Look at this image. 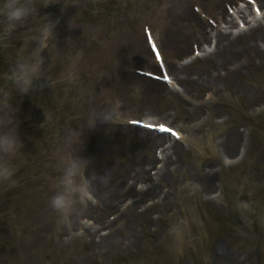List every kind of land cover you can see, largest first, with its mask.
I'll list each match as a JSON object with an SVG mask.
<instances>
[{"label": "rangeland", "instance_id": "obj_1", "mask_svg": "<svg viewBox=\"0 0 264 264\" xmlns=\"http://www.w3.org/2000/svg\"><path fill=\"white\" fill-rule=\"evenodd\" d=\"M155 1L46 0L49 3L46 15L52 20L55 17L56 34L60 31L63 34L66 31L64 36H60L62 38L58 39L56 35L57 41L50 42L48 51L53 49V53H48L46 50L43 53L47 57L43 77L38 78L35 81V87L28 92L29 95L31 94L30 97L32 95L36 97L34 105L40 117L39 131L27 128L23 131L25 122L22 115H19V112L16 113V105L19 106L20 101L19 91H13L16 88L8 79L12 65L3 68L0 71V133L15 130L18 126L23 147L13 155L0 153V161L7 160L13 167H17L30 159L29 169L37 177L47 179L46 184H49L53 178L56 180L58 178L59 181L62 170L52 169L56 165L54 159L58 161L59 156L62 155L61 151L73 145L72 142L68 143V138L71 140L75 138V134H78V125L84 113L83 106L80 104L85 97L87 99L93 95H99L104 90H108L115 96L108 111L114 106H118L119 109V106L123 104L125 109L136 110V113L129 112L132 116L144 118L145 110L134 107L133 103L146 101L147 97L136 84L134 85V79H130V75L126 78L128 86L123 87L120 83L122 74L120 70L142 66L141 62L134 60L138 52L133 47L132 35L138 31L146 46L143 26L150 24L148 23L150 17L154 16L156 9L168 0H160L159 6ZM74 2L81 3L80 9L71 7ZM60 16L61 19L56 24ZM69 16L75 21L77 19L79 26L75 24L72 26ZM19 46L23 45L19 44ZM11 47L10 40L3 34L2 25H0V53L6 51L4 53L6 56L7 49ZM98 52L99 55L95 58ZM60 55L61 58H59ZM88 58H90L89 61H87ZM257 72L259 73V70L255 69L248 73L247 84L251 89L254 88L253 82L256 81ZM58 78L61 80L57 83L60 87L56 97L53 98L57 91H53V88ZM70 87L73 88L70 90ZM255 98L256 96L252 95L246 101L238 102L242 108V117L239 121L232 119L229 123L231 127L236 122L235 127H243L247 131V144L249 143V155L236 167L227 170L229 173L226 176L230 179H227L225 175L222 178L223 181L226 178L236 198H226L223 201L226 205L219 203L218 206L207 205L197 199L201 203L199 204L194 190L188 192L190 187L184 184L185 177L182 174H176L181 172L179 168L169 174V179L161 182L155 180L152 186L161 194L174 192L175 200L169 206H162L161 203L150 206L146 215L138 214L134 229L124 224L126 220L121 222L119 219L109 225L107 230L105 225L111 222L108 218L115 213L118 218L121 215L117 212L118 209L114 210V213L110 208L105 210V206L100 207V210L104 211L101 213L105 218L103 227L98 233L92 231L88 238L80 234L81 238L90 240V244L80 243L79 240L82 241L80 238L76 240L75 242L81 249H85V252L82 251L80 256L71 258L70 264H229L230 261L235 264H264V111L260 115L254 112ZM159 99L156 103L160 107L168 102L166 99ZM245 116L252 119H247ZM42 125L47 127L41 129ZM112 135H114L112 142L116 146V151L108 157L99 156L97 152L102 143L101 137L93 141L86 139L85 142L91 150L89 158L98 163L110 160L118 164L132 163L140 149V146L131 138L133 134L118 131ZM42 143L44 151L39 149ZM35 151L37 153L34 154ZM188 156L187 164L197 168L201 165L200 160L204 158L200 154H188ZM43 160L47 162L46 166L41 165ZM193 166L190 167L196 169ZM173 182L178 184L173 185ZM0 183L3 185L6 181H0ZM121 184L122 182L119 185ZM55 187L51 192L46 191V186H39L35 190L30 188L29 197L26 188V201L14 199L15 206L11 210L12 213L15 211V222L11 225L9 223L11 220H0V242L5 245L3 249L0 248V264H46L35 247L29 251L22 246L24 241L31 240L35 235L41 236L40 252H43L47 245L53 246L50 251L53 255L61 250V247L57 246L61 236L52 230L45 232L42 222V214L46 208H50L46 209V213L50 219L55 220L57 225L58 220L63 221L52 209L53 207H49L51 195L57 190ZM149 198L152 202L153 198L157 197L154 195ZM95 202L97 203L98 199ZM239 205H243L245 210H238ZM139 209L138 211L142 210L141 207ZM83 220L91 221L92 224L89 226H100L95 224V217L92 215H84ZM56 224H54L55 227ZM212 228L213 230H210ZM132 230L133 235L130 237ZM109 231L112 240H101L100 233ZM204 231L205 236L199 239ZM206 231H208V239ZM192 232L198 237L196 245H184L182 258L177 254H169L171 253L168 251L170 241L186 243V239L191 238ZM211 232L212 236L209 234ZM66 237H68L67 240L73 238L72 235L67 236V234L62 238ZM134 241H137L135 245H129ZM215 241L217 243L214 244ZM106 243H109L111 249L106 248ZM160 243L163 245H159ZM22 251L28 256L26 261L25 257H21ZM217 251L218 254L215 256ZM219 251L227 254L222 255ZM50 252H47L48 256ZM62 253L69 256L64 248ZM58 264H64V262L60 261Z\"/></svg>", "mask_w": 264, "mask_h": 264}, {"label": "bare ground", "instance_id": "obj_2", "mask_svg": "<svg viewBox=\"0 0 264 264\" xmlns=\"http://www.w3.org/2000/svg\"><path fill=\"white\" fill-rule=\"evenodd\" d=\"M195 1L201 7L200 13L192 9ZM155 2L158 6L161 3L160 0ZM258 2L262 9L261 16H258L254 12L253 5L250 6L245 0H168L156 9V16L149 21L153 25L151 33L160 42L163 62L171 76V83L168 85L162 81H154L149 77L130 73L124 68L120 70L122 72L120 83L123 87L128 86L126 78L130 75V79H134V84L140 91H143L146 97L166 98L168 103L162 108L153 104L152 101L144 100L133 103V105L145 110L147 117H162L161 114L171 109L169 113L171 117L181 116L178 117L181 127L192 137L189 143L193 141L194 147L198 150L196 152L203 150L205 146L203 139L211 137L206 142L210 144L213 158L206 161L208 171L194 170L180 159L182 154L187 153L185 147L177 141L164 146L163 136L131 125L129 121L136 118L128 116L126 112L129 110L125 109L123 104L119 106L115 122L99 119L103 113L108 111L115 96L108 90L100 92L99 95H93L81 103L84 113L77 130L78 134L74 136L79 138V141L73 155L80 154L90 159L91 150L85 141L86 139L93 141L101 137L102 143L97 152L102 157L110 156L116 151V146L112 143V133L123 129L134 133L133 138L142 150L135 156L134 162L128 164H118L112 160L98 163L90 159L89 175L96 177L94 192L98 202H78L75 205L72 218L75 221L79 214L77 226L82 225L84 215H92L100 221L103 217L101 213L104 212L100 210V207L105 206V210L110 208L114 211L127 203L126 198L130 195L137 196L136 184L125 183L129 178L138 181L151 178L145 164L158 167L154 172L157 181L169 179V173L177 169L178 165L184 164V170L179 174L185 176L188 186L197 190L201 195L213 194L207 199L212 203H219L223 194L218 195V189L213 184L212 179L216 175L215 168L217 164L222 163L224 158L226 160L235 157L242 143V133L239 128H225L223 125L226 116L223 121L219 118L224 116L225 108L231 106L229 99L232 97L246 100L249 96L255 95L256 109L264 111V91L260 74L255 77L257 79L255 83L258 84L255 89L249 88L247 84L248 73L264 65V0H256L257 5ZM225 3L234 9L233 13H228ZM203 11L212 16L210 17L214 19V24L207 22L205 16L202 15ZM241 23L245 24V28H241ZM196 42L199 43L196 48L199 49L201 55L194 56ZM204 42H208V45ZM132 43L138 52L134 56L136 62L143 63L147 68L159 67L154 55L152 54L151 57L150 52L148 53L143 37L138 31L132 35ZM89 60L90 58L87 61ZM153 111H159L161 114L156 115ZM216 131L221 132L218 134ZM214 134L218 135L212 140ZM181 138H185L184 134ZM161 147L162 153L157 154L156 150ZM61 161L60 159L57 162L58 167H62ZM158 162H161V165L158 166ZM121 182L124 183L123 185H128L127 190L123 191L122 186L119 185ZM177 184L173 182V185ZM145 191H150V188ZM165 195L166 198H162L161 205L169 206L175 200L176 194L167 192ZM124 196L126 198L121 200ZM134 204L131 203L119 218H126L124 224L133 229L137 220L135 218L138 217ZM46 209L42 215L45 232L52 230L62 236L66 232L65 226H58L60 225L59 220L57 225L55 220L50 219ZM110 233L102 235L101 240H112ZM132 235L133 230L130 237ZM38 237L35 235L34 239ZM83 243L86 242L83 241ZM136 243L137 241L131 242L129 245L133 246ZM106 248L111 249L109 243H106ZM215 254L217 256L218 251ZM216 262L218 263V260ZM229 264L235 263L230 261Z\"/></svg>", "mask_w": 264, "mask_h": 264}, {"label": "clouds", "instance_id": "obj_3", "mask_svg": "<svg viewBox=\"0 0 264 264\" xmlns=\"http://www.w3.org/2000/svg\"><path fill=\"white\" fill-rule=\"evenodd\" d=\"M38 17L37 24L26 37L8 75V79L21 94L29 92L35 87V81L43 77L47 59L43 53L49 48L50 42L57 41L55 24L49 16L40 14L35 0H0V25L9 40L29 19ZM117 111L118 106H114L99 119L113 123L117 118ZM22 147L23 140L18 126L15 130L0 133V153L13 155ZM90 164L91 160L80 154H68L62 158L58 189L51 195L50 203L63 220L70 219L78 202H95L96 177L89 175ZM15 171L9 161H0V181L10 180Z\"/></svg>", "mask_w": 264, "mask_h": 264}, {"label": "snow or ice", "instance_id": "obj_4", "mask_svg": "<svg viewBox=\"0 0 264 264\" xmlns=\"http://www.w3.org/2000/svg\"><path fill=\"white\" fill-rule=\"evenodd\" d=\"M161 127L163 128L164 126H161ZM176 135L179 136L180 134L177 132ZM229 163H231V161H229Z\"/></svg>", "mask_w": 264, "mask_h": 264}]
</instances>
